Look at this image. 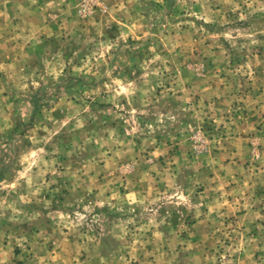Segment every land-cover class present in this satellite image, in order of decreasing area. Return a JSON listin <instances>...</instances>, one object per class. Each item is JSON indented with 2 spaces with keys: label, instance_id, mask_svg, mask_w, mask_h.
I'll list each match as a JSON object with an SVG mask.
<instances>
[{
  "label": "rangeland",
  "instance_id": "374dc122",
  "mask_svg": "<svg viewBox=\"0 0 264 264\" xmlns=\"http://www.w3.org/2000/svg\"><path fill=\"white\" fill-rule=\"evenodd\" d=\"M0 264H264V0H0Z\"/></svg>",
  "mask_w": 264,
  "mask_h": 264
}]
</instances>
